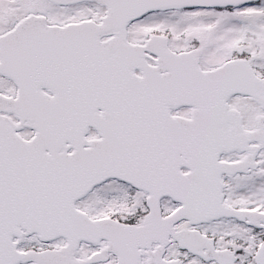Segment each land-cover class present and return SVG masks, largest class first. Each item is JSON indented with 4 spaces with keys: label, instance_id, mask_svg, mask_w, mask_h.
I'll return each mask as SVG.
<instances>
[{
    "label": "snow or ice",
    "instance_id": "obj_1",
    "mask_svg": "<svg viewBox=\"0 0 264 264\" xmlns=\"http://www.w3.org/2000/svg\"><path fill=\"white\" fill-rule=\"evenodd\" d=\"M0 264H264V0H0Z\"/></svg>",
    "mask_w": 264,
    "mask_h": 264
}]
</instances>
